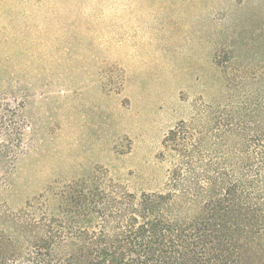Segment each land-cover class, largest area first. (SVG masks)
<instances>
[{"label": "trees", "instance_id": "trees-1", "mask_svg": "<svg viewBox=\"0 0 264 264\" xmlns=\"http://www.w3.org/2000/svg\"><path fill=\"white\" fill-rule=\"evenodd\" d=\"M94 1L40 0L43 14L0 13V187L43 142L18 102L19 74L48 60ZM258 73L244 80V99L227 104L218 94L228 79H217L208 108L165 135L162 191H131L102 169L20 208L0 194V264H264V63Z\"/></svg>", "mask_w": 264, "mask_h": 264}, {"label": "rangeland", "instance_id": "rangeland-1", "mask_svg": "<svg viewBox=\"0 0 264 264\" xmlns=\"http://www.w3.org/2000/svg\"><path fill=\"white\" fill-rule=\"evenodd\" d=\"M38 1L0 0V13L43 14ZM82 12L48 60L19 74L18 102L43 142L0 187L12 209L102 169L131 191L164 190L165 135L208 108L223 76L222 104L244 99L264 63V0H95Z\"/></svg>", "mask_w": 264, "mask_h": 264}]
</instances>
